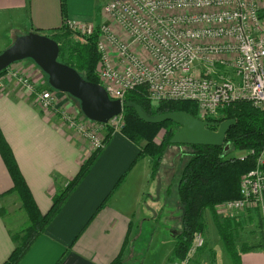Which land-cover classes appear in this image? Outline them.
<instances>
[{"label": "crops", "instance_id": "0c3cea01", "mask_svg": "<svg viewBox=\"0 0 264 264\" xmlns=\"http://www.w3.org/2000/svg\"><path fill=\"white\" fill-rule=\"evenodd\" d=\"M113 1L66 0L67 19L77 23L105 24L115 35L127 40L119 26L103 11ZM27 17L32 23L28 24L32 27L29 30L13 24L14 21L25 24ZM63 19L60 0H0V27L11 33L7 40L15 38L14 27L23 30L25 35H48L49 31L62 27ZM109 54L112 65L119 68L114 53ZM21 63L20 70L41 86L42 78L34 77L35 71H41L31 61ZM63 105L73 110L70 99ZM0 130L38 210L42 215L47 214L53 198L77 176L92 155V149L59 115L36 107L28 92L15 80H7L4 90L0 91ZM139 154V147L121 132L113 133L86 177L19 264H112L124 246L126 257L134 224L139 223L136 219L142 213L146 194L151 193L153 185L152 161L140 158ZM13 187L0 154V264H5L15 250L10 233L20 228L19 215L22 214L20 217L25 220L22 210L15 212L18 217H8L9 209L5 212V206L15 203L10 202L14 198V194H10ZM221 208H216L215 218L211 211H206L205 222L206 216L210 215L218 229L226 227L237 238L238 229L252 220V208L238 213L219 211ZM206 225L207 244L201 261L233 264L220 235L216 241L211 226ZM171 241L166 264H169L175 246V239ZM235 249L238 264H264V250L260 246H239L236 242ZM139 263L133 256L132 260L125 258L124 264Z\"/></svg>", "mask_w": 264, "mask_h": 264}, {"label": "built area", "instance_id": "2783aa9c", "mask_svg": "<svg viewBox=\"0 0 264 264\" xmlns=\"http://www.w3.org/2000/svg\"><path fill=\"white\" fill-rule=\"evenodd\" d=\"M262 2L115 0L103 11L127 40L105 24L67 19L65 25L82 41L99 32L97 78L111 100L125 102L128 95L145 87L151 103L193 102L203 121L218 125L223 110L236 103H251L264 113ZM109 52L114 53L119 68L112 65ZM7 78L17 81L36 107L59 115L79 137L92 141L95 151L105 147L104 139L98 137L100 130L110 128L116 133L123 128V115L106 124L95 123L61 104L69 96L38 87L18 73L8 72ZM4 88L3 79L0 91ZM245 157L239 156L242 160ZM256 207L264 210V148L255 169L241 180L240 197L224 203L222 209L238 213ZM205 244L203 235H197L184 264H189Z\"/></svg>", "mask_w": 264, "mask_h": 264}, {"label": "trees", "instance_id": "16d2710c", "mask_svg": "<svg viewBox=\"0 0 264 264\" xmlns=\"http://www.w3.org/2000/svg\"><path fill=\"white\" fill-rule=\"evenodd\" d=\"M60 2L64 17L63 25L60 29L49 31L46 36L59 44V61L61 63L77 70L85 80L99 84L96 74L100 64V56L97 52L99 32L96 31L93 36L86 39L85 44L81 42L69 43L72 38L70 33L72 31L68 30L65 25L67 20L66 0H60ZM6 72L7 70L1 72L0 77ZM126 102H133L142 106L146 112L153 116L178 112H184L196 118L198 115L197 106L193 102L163 101L154 106L147 98L145 87L128 95ZM123 116L125 124L121 133L139 147L140 158H149L152 161V172L155 175L164 152V144H157L155 139L161 129H166L168 133L164 142L167 146L172 145L170 140L176 133L172 129L176 125L172 122L161 125L146 124L138 118L134 110L127 108L124 109ZM227 120L236 121V125L226 135L225 145L230 146L228 152L224 151V147L172 145L189 148L191 153L183 167L178 184L179 206L183 210V217L181 229L175 238L174 249L168 259L169 264H183L188 259L195 237L201 234L205 238L204 233H206L207 225L204 214L206 211H211L215 218L217 207H222L224 203L240 197L241 180L255 169L257 158L264 148V113L262 111L248 102L236 103L223 110L220 122ZM107 130L108 134L104 138L105 145L108 144L113 134L110 128ZM212 130L216 131L217 128L213 127ZM143 142H145L144 147L141 145ZM102 150H97L90 156L77 176L67 184L65 190L53 198L52 207L48 213L42 215L20 172L14 154L0 130V154L14 183L10 194L18 196L22 204L20 209L27 216L25 225L17 232L10 233L15 250L5 264H19L21 262L36 240L60 212L78 184L86 177ZM236 152L247 155V157L242 160L238 155L233 156ZM251 152L253 154H250ZM219 235L225 251L234 262L233 264H238L235 236L226 227L219 229ZM205 247L206 244L194 257H197ZM125 248L126 246L112 264L125 263ZM194 257L190 259L191 263H193Z\"/></svg>", "mask_w": 264, "mask_h": 264}, {"label": "rangeland", "instance_id": "374dc122", "mask_svg": "<svg viewBox=\"0 0 264 264\" xmlns=\"http://www.w3.org/2000/svg\"><path fill=\"white\" fill-rule=\"evenodd\" d=\"M260 8L261 10L259 11V14L264 19V2L261 3ZM13 24L14 25L19 24L21 28L23 29L25 28L27 30L32 28L30 26L32 25V23L28 21V17L26 18L25 24H20L16 21H14ZM13 30H15L14 32L15 38L7 40V38H9V35L11 33H8V31L3 30L2 27H0V54L3 51H5L9 46H11L13 41L17 37L25 35L24 31L19 29L18 27H14ZM70 33L72 34V38L70 39L69 43L71 44H74L76 42H81L84 44L86 43L85 41H82V39L80 40L78 34H75L74 32H70ZM21 64L22 63L20 62L12 65L9 68V70H7V72L4 74V76L2 75L0 77V81L4 79V83H6L7 80H12L7 78L8 72L18 73L21 75V77L30 78V76L24 74L18 67ZM25 65H27V63H25ZM99 70L100 69L98 67L96 74L97 72H99ZM40 73L35 71L34 77L36 76L37 78L41 77L43 84H45L44 86H47L46 83L47 79L45 75ZM12 81H14V79ZM15 82L17 83V81ZM34 84L41 88L44 87L43 84L41 86L36 83ZM68 99H70V97H68ZM70 100L76 107L75 110V107L72 105L73 113L76 112L77 113L76 115L80 117L81 113L78 109L77 103L72 99ZM64 103H65L64 101L61 102V104ZM152 104L156 106L158 103H152ZM66 107L70 109L68 105ZM197 118L202 120V117L201 115H199V113L197 115ZM124 124H125V118L123 116L122 117L123 127ZM178 130L179 128L177 126L172 129L173 132H177ZM96 133L98 134V132ZM167 133L168 131L166 129H161V131H159L158 137L155 139V142L157 144H164V149H163L164 152L155 175L152 172L153 185H152L151 193L146 194L143 211L136 219L139 220V223L134 224L128 242L126 258L132 260V257L134 256L135 260L140 262L139 264L141 263L166 264L168 249L170 248V246H172L171 240L176 238L177 234L181 229L183 210L179 206L178 184L180 181L183 167L185 166L186 162L189 159V154L191 153V150L186 147H176L172 145L167 146V144L164 142L165 138L167 137ZM107 134H108V130L106 128L103 131L101 130L99 131L98 137L100 139H104ZM82 139L86 142L87 146H89L92 149L93 153H96L93 142L86 138H82ZM141 145L142 147H144L145 142H143ZM232 153H233V149H232ZM235 154H237L238 156H242V153L240 154V152L239 153L236 152ZM65 188L63 190H65ZM10 202H15V203H10L7 206H5L6 208L5 212L8 213V209H9L8 217H14L15 212L20 213L21 211V209L18 208L20 202L18 196L14 194V198H11ZM21 206L22 204L20 203V208ZM219 211L225 212L222 208L221 210L219 209ZM251 211L253 218L251 221L247 223V225H244V227L241 226L240 227L241 229H238V231L240 232L237 235L236 242L237 245L239 246L246 244L251 247H255L257 245V246H261V248L264 250V210L261 207H256V208H252ZM20 215L18 218V221L20 223L19 224L20 228L18 230H20L27 222L26 214L24 216L25 220L23 219L25 222L22 220V217H20ZM212 216L210 215L206 216L207 219L206 224L211 226L210 230L212 232V235H214L216 237V241H218L217 237H219L218 236L219 229L217 228L216 223H214ZM204 235L206 238L207 237L206 233H204ZM205 249L206 247L203 250L205 251ZM203 250L199 253L197 257H195L192 260L193 263L189 262V264H196V263L214 264V260L212 262L211 261L209 262V260L201 261L203 257L202 255L204 254ZM172 264H177V263H172Z\"/></svg>", "mask_w": 264, "mask_h": 264}, {"label": "water", "instance_id": "95a60500", "mask_svg": "<svg viewBox=\"0 0 264 264\" xmlns=\"http://www.w3.org/2000/svg\"><path fill=\"white\" fill-rule=\"evenodd\" d=\"M60 46L46 35L29 33L17 37L11 46L0 54V73L21 61H31L46 77L47 86L73 99L81 115L95 123L106 124L123 114L125 108L132 109L146 124L161 125L172 122L179 130L170 140L172 145L224 147L226 135L236 125L227 120L220 124L200 120L184 112L150 115L133 102L111 100L105 89L85 80L74 68L59 61ZM217 130L213 131L212 128Z\"/></svg>", "mask_w": 264, "mask_h": 264}, {"label": "bare ground", "instance_id": "6f19581e", "mask_svg": "<svg viewBox=\"0 0 264 264\" xmlns=\"http://www.w3.org/2000/svg\"><path fill=\"white\" fill-rule=\"evenodd\" d=\"M8 70V69H7ZM4 76V75H3ZM243 156V155H242ZM191 262V261H190Z\"/></svg>", "mask_w": 264, "mask_h": 264}]
</instances>
